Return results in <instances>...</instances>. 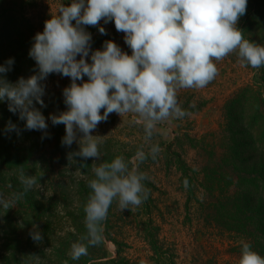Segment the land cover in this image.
<instances>
[{"label":"rangeland","instance_id":"374dc122","mask_svg":"<svg viewBox=\"0 0 264 264\" xmlns=\"http://www.w3.org/2000/svg\"><path fill=\"white\" fill-rule=\"evenodd\" d=\"M2 1L13 13L0 21V65L14 59L4 78L15 84L38 74L29 56L33 38L64 3ZM83 27L92 37L88 63L92 52L104 50L109 40L132 54L114 20ZM237 27L246 40L264 46V0H248ZM215 63L218 74L206 87L177 91L179 105L191 114L159 122L150 142L144 140L142 123L132 122L134 114L113 112L100 122L92 132L103 137L99 160H69L79 144L62 146L66 126H53L49 119L68 110L63 90L71 85L70 77L51 73L41 81L46 107L35 106L46 118L47 135L25 130L26 121L0 101V132L7 131L9 121L19 130L10 136V198L23 191L21 171L37 180L13 208L2 211L0 217L10 221L0 224V264H238L242 241L264 257V66L241 63L236 52ZM82 136L77 133L78 140ZM152 144L161 149L157 158L139 164L149 177L143 182L148 199L124 210L114 200L103 222L102 243L72 260L71 245L87 233L84 207L91 192L88 181L94 178L92 164L119 155L129 161L142 145L147 153ZM34 226L43 235L39 243L30 236Z\"/></svg>","mask_w":264,"mask_h":264},{"label":"clouds","instance_id":"9594fccd","mask_svg":"<svg viewBox=\"0 0 264 264\" xmlns=\"http://www.w3.org/2000/svg\"><path fill=\"white\" fill-rule=\"evenodd\" d=\"M247 3L248 0H72L70 6L61 5L59 13L45 21L44 31L33 38L29 56L36 62L38 74L21 77L13 84L4 76L12 70L14 59L0 65V101H7L9 111L26 121L25 130L44 131L47 135L46 118L35 104L46 107L41 81L51 73L62 74L71 78V85L63 90L68 110L52 114L49 119L53 126H66L62 146L79 144V151L68 154L69 160L101 158L99 144L103 137L93 136L92 132L113 112L121 117L134 114L132 122L142 123L148 143L159 122L191 114L179 105L177 91L210 84L218 74L215 61L236 52L241 63L252 68L264 66V46L246 40L237 27ZM101 20L105 24L114 20L116 30L125 34L131 55L109 40L104 42V50L92 52V63H88L92 37L83 26H97ZM99 31L107 34L104 27ZM77 56L81 58L77 60ZM85 76L87 82L78 84ZM6 130L19 134L11 121ZM78 132L83 134L79 140ZM160 151L158 144H152L146 153L142 145L129 161L119 155L111 162L92 164L94 178L88 181L91 192L84 207L87 233L71 245L72 260L88 255L89 246L102 243L103 222L114 200L118 199L119 208L124 210L148 199L149 190L143 182L149 177L139 170V164L149 157L155 160ZM19 179L23 191L9 199L0 198L5 210L13 208L37 183L35 176L23 171ZM188 186L186 178L185 189ZM30 236L38 243L43 240L35 226ZM241 243L238 264H264V257L250 244Z\"/></svg>","mask_w":264,"mask_h":264},{"label":"trees","instance_id":"16d2710c","mask_svg":"<svg viewBox=\"0 0 264 264\" xmlns=\"http://www.w3.org/2000/svg\"><path fill=\"white\" fill-rule=\"evenodd\" d=\"M65 6H70L72 0H61ZM3 3L0 0V21H4L8 15H11L13 12L10 9H6L1 5ZM11 132L4 131L0 132V143H3V147L0 146V198L9 199L11 195V186H13L12 181V173H11V165L10 161V152H11ZM1 145V144H0ZM8 211L3 209L0 206V216L2 215V211ZM10 219L8 217H0V224H8Z\"/></svg>","mask_w":264,"mask_h":264}]
</instances>
